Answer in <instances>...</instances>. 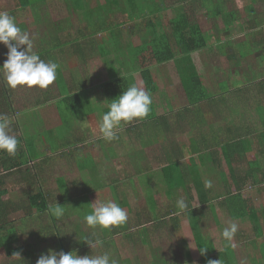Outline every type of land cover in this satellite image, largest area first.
<instances>
[{
    "label": "crops",
    "instance_id": "crops-1",
    "mask_svg": "<svg viewBox=\"0 0 264 264\" xmlns=\"http://www.w3.org/2000/svg\"><path fill=\"white\" fill-rule=\"evenodd\" d=\"M140 1L143 2V0ZM173 1L174 3L165 9H169L172 6L180 8L179 6L182 7L187 3L186 0ZM225 1L226 0H222L221 3L217 0H214V2L210 0L208 1V6L210 7L212 4L213 9L217 5L222 7L226 3ZM230 1V4H232L233 0ZM234 1L243 3L241 8L242 12L240 11V18H237L238 13L236 11L229 10L227 12L229 13V19L214 25L216 27H214V31L212 28L209 29L199 24L208 46L206 49L191 55L194 65L195 63L199 64L197 65V72L200 74V80L202 82V91L199 95L198 103L189 104L178 69L175 70L176 72L174 73L172 71L162 70L160 74H157V70H155L151 72L156 86V92L152 95L155 118H144L139 121L134 120L132 125L128 123L118 132L117 140L106 142L113 151V154H111L113 159L110 157L109 159L112 160V162H117L115 170H112L114 164L112 165L110 160H106L109 162L101 164L103 167L107 168L109 175H111L110 183L106 186H104L105 183L101 185L97 170H95L94 173L98 177L95 178L94 182H92L93 179H90L92 189L90 188V193L83 197H86L89 201V206L87 207L89 213L91 212L92 204L95 200L108 201L112 200L113 197H122L123 201L121 202V207L127 212L128 219L124 225L114 227L111 230H104L102 232L96 230L100 238L103 239L104 244L103 247L91 249V252H89L90 255H99L108 252L112 257L118 260L119 264H159L160 259L167 260L168 264H201V257L196 246L197 242H194L195 237L198 235V238L205 244L206 250L204 251V259L212 261L219 260L220 264H264V185L248 188V199L254 210L260 214L256 217L258 221L254 224L252 222L256 218L251 220L248 216L242 219H234L231 217V209H229L227 203L224 202L225 198H228L227 187L230 185L224 183L219 176L220 172L227 174V166L221 154H227L226 152L230 154H239L238 148L224 150L228 149L227 147L229 144L239 140L245 142L247 160H249V154H264V143H261L264 140V0L260 2L258 0L251 1L253 3L251 9H248L249 3H247L246 0ZM18 9L19 8L15 11ZM21 9L25 10L28 8L21 7ZM165 9L163 6V10ZM179 11L184 12L177 10V13H179ZM220 13L213 10L212 15L214 17L212 18H217V14L220 15ZM231 15L233 17H230ZM173 18L174 17L171 19ZM40 19L42 18L35 19L32 15L28 24L34 25L35 22L37 24L40 22L38 21ZM171 19L168 18L167 20ZM18 21L19 22H16V24L22 31L25 32L26 30H30L27 26L28 24L25 25L24 22H21L19 19ZM243 21L245 22L243 27L239 26ZM83 27H85V25ZM222 28L223 31L221 32L226 34H223V37H221L220 32H217V30ZM240 30L241 32L243 31L242 35L239 33ZM90 39L94 40L85 42ZM78 43H82L84 56H78L77 63H80V65L75 64L72 61V56L56 46L58 44H55L53 40L46 41V44H44L43 39H41V41L34 45V51L38 52L41 59L45 61H47V58L54 59L53 62H56L58 65L60 64L57 69L55 85L57 86L58 93L61 94H58L57 97L50 98L48 92H42L36 96V98L31 99L32 102H29L30 100L25 98L23 104L17 106V97H15L14 89H12L14 95L12 101L15 114L14 119L11 121L10 134L18 138L19 143L16 154H38L37 158L33 160L36 164L38 163V168L34 166V162L30 164V167L33 165L32 171L34 175H38L37 180H39V182L36 181L35 186L37 187H35L32 185V182L24 180L22 177L23 174H19L16 170L12 171L8 169L5 171L2 163L4 160L7 161V159H4L2 155L6 153L0 152V154H2L0 156V176H4L1 187L6 192L1 197L0 202L5 204V206H12L14 204L24 206L26 196L35 193L39 189L47 195L49 208H51L52 205H56V203L60 205L63 202L62 200L57 201L55 199L56 195H53L49 190L45 189L41 182L43 177L40 178L45 172V168L47 171V163L50 161L48 155L46 157L45 154L53 153L47 152L42 154L43 150H47L46 147H43L42 142H35L31 144V146L26 144L25 135L20 132V125L25 121L20 122L18 120V112H24L30 106L35 108L33 105L37 107H46L49 104H58L57 101H62L67 89H72L73 79H81V81L84 82V78L86 77L90 80L85 88L87 89L92 86L91 74L87 66V64L90 66L89 62L92 61L90 60L92 58H89L88 51L92 52V50L87 49L95 47L100 60H104L107 57L109 58L112 54L102 57L95 37H84L80 39ZM225 46H227V48ZM5 49L7 52L6 47ZM115 54L119 53L116 52ZM178 57L177 62L180 60L181 62L179 63H182L183 57L180 55H178ZM214 60L219 61L220 65L213 66ZM170 62L173 63V61ZM168 63L169 62L154 65L151 67V71L152 68L154 70ZM110 67L113 68L110 64L106 66V68H104L103 65V71L107 72ZM121 68L124 73L120 74L122 76L116 77L133 79V71L137 72L138 70V68L137 70H132V66H128L126 62H123ZM130 68L131 72L126 73ZM59 73L61 76H59ZM113 76L114 75H111V79ZM179 77L180 81L178 82ZM59 78H62L66 82V85L63 86L57 83ZM103 92L102 94H104ZM88 93L89 100H91L92 96L90 92ZM42 94L47 95L45 100L41 99ZM89 104L92 110L96 108L92 103ZM1 108V113L8 111L7 109L4 110V106ZM92 112L94 116L97 115V119L93 123L91 122L87 127V134L91 136L85 137V132L84 135L79 134L75 136L73 140L74 136L71 135L72 143L75 142L73 145L76 149H74L72 154H76V151H78L79 156L74 159L70 156V158H68L69 161H75V164L71 166L72 169H74L72 174L74 180H70V186H65L68 194L70 190L78 192L80 188V186H78L79 170L76 164L77 158L82 157L84 159V157H88L92 159L89 153H84L83 149H88L89 146L92 145L91 152L97 154V159L100 161V158L103 157L101 155L102 150L99 146V142L103 145L104 140L99 138L100 134L98 129L100 120V117L98 119V114L102 115L103 111L94 110ZM187 117L189 122L184 123ZM88 121L90 122L91 120ZM178 139L182 141L178 143ZM143 141L147 147L150 146L151 142L157 145V151H149L150 154H153L152 156H142V154H144L142 150L145 148L143 146ZM134 143L135 145H141V151L138 152L136 149L134 150ZM160 144L161 146L159 149L158 145ZM45 145L47 146V143H44V146ZM50 145L52 146V144ZM115 145L119 147L117 150H115ZM128 148H130V154H137V157H132L129 154L127 155L126 149ZM64 150L62 146L61 149L56 150L55 154L61 156L60 154H65L66 151ZM81 152H83V154H81ZM175 154H182V166L185 164V159L189 156L188 154H203V162H197L199 170L197 177H199L202 182V189L204 190L205 188L207 192L205 195L207 203H201L200 201L201 204H199L197 200L193 201L188 199L186 190H184L185 188H174L167 184L164 171L162 170L165 168L168 158L172 155L175 156ZM209 154H216L215 160L218 162L214 163ZM63 158L65 157L63 156ZM122 158L124 159V163L120 164ZM206 160H209V162ZM96 161L97 160H94L93 164L99 165ZM223 166L226 168L225 171ZM211 171H214L219 178L215 180L214 183L211 181V188H206L205 181L209 180H204V175ZM115 172L119 174L118 177L113 176ZM128 172L130 173L127 174ZM262 173H264V171ZM171 174L178 178L180 172L178 169H173ZM63 177V174H61L60 178ZM60 178L57 177L54 180L56 191L64 187L56 184ZM61 180L62 179H60V181ZM65 180L68 182L69 179L65 178ZM25 186L31 189L35 188L36 190L34 192H29L28 190H24ZM251 191H254V193H251ZM229 192L232 194L234 193L233 187ZM16 194H18V196L12 197V195ZM22 197H24V199L21 201L20 198ZM179 198H184L188 207L192 205L193 209L190 210L188 208V211L193 213L192 215L194 218L189 216L187 212H180L175 209L174 211H170L169 206L172 205L174 208L173 201L175 199L176 202ZM66 200H69V197H65V201ZM159 201L163 202L166 208L168 207L163 212L158 207ZM250 203L247 202V204ZM259 206H261V208H259ZM205 209L208 213L202 215V210ZM176 211L179 212V214L174 215L173 213ZM250 211L251 209L248 212ZM13 214H19L21 218L13 219L11 216ZM77 215H74L72 220L69 221V223H72L70 227L71 231L67 229L66 226V229H64L69 237L78 233L81 241H83V244L79 246V242L77 243L76 239L73 240L72 247L78 249L76 252L79 251L80 247H90L84 239L93 231L88 227L86 230H80L79 225H84L85 222H83V220L79 221V218L84 219L86 214L84 213L83 217ZM4 218H6V225L2 227H8L10 224L14 225L17 223V239L15 242L11 243L13 248L16 247L15 244L20 236L24 235L26 239L25 227L31 228L32 226V230L39 240L38 252H36L38 254H46L50 245L45 243V236L47 234L51 237L54 234L58 235L59 232L57 233V231H62V229L58 228L57 221L66 219L65 217L52 218L48 214V211L43 214L26 216L22 210H16L9 214L6 212ZM182 219L188 220V232H191L189 236H186L178 227ZM197 220H199L198 223L196 222ZM29 221L33 222L32 225ZM233 222L238 224V231L232 242L228 243L222 238L221 232ZM241 224L246 227V230L239 228ZM214 232L219 233L215 234ZM3 236V232L0 233V238ZM175 241H178V244L181 241L183 246L186 245L185 248L180 249L176 247V244H174ZM25 242L26 240L23 242V244H25L24 247L29 244ZM54 244L56 249L65 252V249L61 246V242L57 243V241H55ZM30 251L34 252V250ZM1 253H3L4 258L0 259V264H22V262L20 263L16 260L18 259L17 257L8 258L2 244H0V254ZM176 255L178 258H176ZM21 256L28 260H32V257L30 258L26 254H20L19 257ZM181 257H183L184 260H182ZM30 262L27 264H30Z\"/></svg>",
    "mask_w": 264,
    "mask_h": 264
},
{
    "label": "trees",
    "instance_id": "trees-1",
    "mask_svg": "<svg viewBox=\"0 0 264 264\" xmlns=\"http://www.w3.org/2000/svg\"><path fill=\"white\" fill-rule=\"evenodd\" d=\"M92 1H95V6H92ZM64 2L66 6H68L67 10L70 11V9H73V13L77 15L82 14V17L85 19V27L72 28L67 26L58 28L56 34L52 37V40L55 44H58L56 46H58L60 49H63L65 52H68L72 56V61L75 64L78 65V56L84 57L82 45L78 43L80 39H83L84 37H95L98 49L101 52L100 55L102 57L110 54H115L120 50L121 45L119 41L122 40V26L132 21L136 22L142 20L145 21V31L149 34V36H152V39L144 44L137 42L138 39H134L132 40L133 45H130V47H132V51H130V54L135 59H138L140 67L139 73L141 80L136 86L142 87L146 91L150 92L152 98V95L156 92V86L154 84L153 75L151 73V67L154 65H160L173 61L178 65L181 82L184 86L189 104L198 103L199 95L202 91V82L200 80V74L197 72V65L199 64L195 63L194 65V61L191 55L193 53H197L206 49L208 45L199 25L191 23L186 13L179 11V13L175 14L173 19L167 20L164 23L159 16V13L163 10V7L159 6V0H143V4L139 3L141 2L140 0H124V9L122 10L124 11L125 16L122 20H120L119 23L114 17L112 8H118L120 5V0H64ZM33 4L35 3H29L27 0H20L19 2L20 7L22 8H28ZM0 11H2V9H0ZM7 12L11 16H15L13 12ZM178 55L183 57L182 63H179L181 62L180 60L179 62H177ZM0 64V66H2L1 62ZM59 76H61L60 73ZM0 79V108L4 106V110H8L6 115L10 117V120L12 121L15 114V109L13 108L12 101L14 95L12 89H10L6 85L2 76H0ZM89 80L90 79L86 77L84 78V82H81V79H73L72 89H67L66 92H68V95L64 96L62 98V101H67L69 103L71 101L72 106H74V102L79 106H83V101L80 99V96L77 93H74L73 89H76L77 86L78 89H81L82 87L85 88L89 84ZM129 82L130 79L126 77L112 78L108 83L109 88L112 89L110 91L104 90V94L108 98V101L111 102L112 99L116 98L122 93V91L126 90L131 85V83L129 84ZM57 83L62 84L63 86L66 85V82L62 78H59ZM84 91L82 92L84 93ZM62 101H57V103L61 107L63 106L61 105ZM88 106L92 110L89 103ZM87 108L82 107L80 110L81 112H84V110ZM107 110H105L104 112H106ZM3 113L0 112V114L5 115V112ZM92 116L95 117L93 112L88 109V120H91ZM151 118H155L153 104L150 105V112L146 119ZM132 122H130L129 124L132 125ZM74 139L75 137L73 138V140ZM261 143L263 144L264 140ZM73 144H75V142L69 144V146L67 147L68 149L64 150L66 151L65 154H60L67 160L68 156L72 157L73 159L79 156L78 154H72L75 149V146ZM227 148L228 149L224 150H229L230 148H238L239 154H230L229 152H226L227 154H221L223 156V161L227 166V174H225L224 172H220L219 176L222 178L224 183L230 185L229 187H227L228 198L226 197L224 202H226L227 206H229V209H231L230 214L232 218L242 219L243 217L248 216L249 219L253 220L260 214H258V212L254 210L248 199V188L252 186L258 187L259 185H264V173H262L264 170H262L260 164L261 161H259L258 158L255 160H247L245 154L247 151L246 143L240 140L229 144ZM1 155L2 154H0V156ZM188 155L189 156L185 159V164L183 166L181 164L182 154H175V156L172 155L168 158L166 166L162 170L164 171L165 180L170 187L185 188L184 190H186L188 199H191L193 201L197 200L199 204L207 203V200L205 199V195L207 192L205 188L204 190L202 189V182L200 178L197 177L199 173L197 162H203V154ZM209 155L213 159L214 163L218 162L217 160H215L216 154ZM258 155L264 158V154ZM2 157L4 159H7V161L4 160L2 163L5 171L8 169L12 171L16 170L17 172H19V174H23L22 177L26 181H30V179L33 177V166L30 167V164L37 158L36 154H15L14 156L3 154ZM83 160L84 159H81L80 162H82ZM84 168L86 167L81 164L80 169L84 170ZM173 169L179 170L180 175L178 176V178L177 176L171 174ZM3 177L4 176H0V200L1 197L6 193L1 187ZM80 184L81 183H79L78 186H80ZM32 185H35V182H32ZM232 187L234 189L233 194L229 192ZM89 190V188H79L78 192H80L82 196H84L90 193ZM65 197H69L68 193L65 195ZM84 200L85 201H82L80 203L83 209H85L83 205L84 203L87 204L86 207L89 206L88 199L84 197ZM112 200L118 202L121 206L123 198L113 197ZM24 202V206L18 204L5 206V204L0 202V233L3 232L4 235L2 238H0V244H2L4 252L8 258L16 257L15 253H19V255L26 254L30 258L32 257V260L30 259V264H35L40 254L30 251L32 250V248L29 246L24 247V245H21L19 247L13 248V246L11 245V243L15 242L17 239V223H15L14 225L10 224V226L8 227H2L6 225V218H4L6 212L9 214L15 212L16 210H22L26 216H31L34 214H43L44 212L48 211V214L50 215L48 197L45 192L41 191L40 189L35 193L26 196V201ZM247 202L250 204H247ZM173 206L175 210H178L176 208L175 202L173 203ZM188 208L190 210L193 209L192 205H190ZM250 209L251 211L248 212ZM184 212H187L189 216L194 218V216L192 215L193 213L189 212L188 210ZM257 221L258 219L256 218L252 223L255 224ZM58 237L60 238L59 241L61 242V246L63 247V249H65V252L71 251L67 250L69 246H65V243L61 239V237ZM195 240V242H197L196 246L199 250L198 252L200 254V257L203 258H200L201 264H208V261L212 260L204 259V253L201 254L200 252V248H205V244L201 239L198 238V235L195 237ZM72 250L77 251L78 249L75 248Z\"/></svg>",
    "mask_w": 264,
    "mask_h": 264
},
{
    "label": "rangeland",
    "instance_id": "rangeland-1",
    "mask_svg": "<svg viewBox=\"0 0 264 264\" xmlns=\"http://www.w3.org/2000/svg\"><path fill=\"white\" fill-rule=\"evenodd\" d=\"M29 3H35L31 6L28 7V9L22 10L21 7H19V2L20 0H0V9H2V11H11L15 14V22H19L18 19L21 22H24V24H28V22H30V17L33 15V18L38 19V18H42L38 21L37 24L35 22L34 25H31L30 23L27 25L30 30H26L25 32L29 34L30 38L33 39L34 41V45H36L39 41H41V39H43L44 44H46V41H52V37L56 34L57 29L58 28H62V27H72V28H77V27H83L85 25V19L82 17V14L77 15L75 13L72 12V10L68 9V6H66L64 0H27ZM99 1V0H98ZM208 1L210 0H194V1H187L186 4H184V6H179L180 8H177V6H172L169 9H165L166 7L172 5L174 3L173 0H159V6H164L163 11H161L160 13V19L163 20V22L165 23L167 21V19H171L172 17H174L175 14H177V10H181L184 11L189 19L191 23L194 24H200L204 27H208L209 29L212 28V30L214 31V25H216L218 22H224V20L229 19L228 14L227 13L229 10H234L236 11L237 14V18H240V11L242 12L241 8L243 6V3H237V1L235 2L233 0V3L230 4V0H226L225 5L220 7V6H216L213 9V5L211 4L210 7L208 6L209 3ZM214 2V0H212ZM218 2L220 1L222 3V0H217ZM253 0H246L247 3H249V8L251 9L253 6V3L251 2ZM259 2L261 0H258ZM140 4H143V2H139ZM96 3L95 1H92V6H95ZM17 8H19L17 11H15ZM33 9V10H31ZM124 9V0H120V5L118 8H112V12H114V17L116 18V21H118L120 23V20H122L125 16L124 11L122 10ZM29 10H30V14H29ZM213 10H216L219 14H217V18H212L214 17L212 15ZM31 12L33 13L31 15ZM31 15V16H30ZM38 15V16H37ZM123 15V16H122ZM230 17H233L232 15ZM17 18V19H16ZM144 22L142 20L139 21H132L129 22L127 24H125L124 26H122V40L119 41L120 42V51H118L119 54H112L109 56V58H105L104 60H100L99 59V54L97 52V49L95 47L93 48H89L87 50H92V52L88 51V55L89 58H92L90 60H92L90 63V66L87 64L88 66V70L89 73L91 74V82H92V86L88 87L87 89L82 87L81 89H78V86L76 89H73L74 92H76L79 96L80 99L83 101L82 103L84 104L83 106H79L77 103H74V106H72V102L70 101L67 102H63L61 103V105H63L62 107L59 106V104L56 105H52L49 104L46 107H37L36 105H33L35 108H33L32 106H30L27 110H25L24 112L20 111L19 113V117L18 120L20 122L25 121L24 123H22L20 125V132L25 135V139L27 141V145L31 146V144H34L35 142H42L43 143V147H46L47 150H43L42 154H45L47 152H52L53 154H45V156L49 157L50 161L47 163V171L46 168L44 169L45 172L42 174L41 177H43V180L41 181L43 186L45 187V189L49 190L53 195L55 196V199L58 200H62V204H60V206H63V210H64V215L62 217H65L66 219H62V220H58L57 221V226L58 228H61L62 231H57V233L59 232V235H53L52 237L50 235H46L45 236V243H47L48 245H50L49 249L52 250H58L56 249V246L54 244L55 241H57V243H59V237H61V239L64 241L65 246H69L70 248H68V250L73 251L72 249H74L72 247L73 244V240H77V243L79 242V246L83 244V241H81L79 234H75L72 235L71 237H69L67 235V233L64 231L65 226L67 227V229H70L72 223H69V221L72 220V217L74 215H79L83 217V214H88V209H87V204L84 203V207L85 209H83V207L81 206V202L85 201L84 197L82 196V194L80 192H76L74 190H70L69 191V200L65 201V195L68 193L66 191L65 186H70V180L73 181L74 180V176L72 175L74 172V169H72L71 166H73L75 164V161H67L65 158H63L62 156H59V154H55L56 150L61 149V147L63 146L64 149H68L67 147L69 146V144L72 143V136L74 137L79 135V134H83L86 132V137L89 135L87 134V127L88 125H90V123L94 122L97 119V115H95V117L92 116L91 121H88V109L90 111H103L108 108V105L111 103L108 101V98L106 97L105 94H102V92L104 90L106 91H110L112 88H109V82L111 80V75H114L112 78H115L116 76H122L120 74H123V70H122V66H123V62H126V64L129 66H132V70L138 68L139 70V61L138 59H135L131 54L130 51H132V47H130V45H133L132 40L134 39H138L137 42L139 43H146L148 42L150 39H152V36H149V34L145 31V27H144ZM245 24V22L243 21V23L239 26L243 27V25ZM222 27V26H221ZM216 28V27H215ZM74 30V29H73ZM223 31V28L220 30H217V32H220L221 37H223L225 34ZM239 33L242 35L243 31L241 32V30L239 31ZM226 35V34H225ZM228 35V34H227ZM147 36V37H146ZM100 38V37H99ZM103 38V37H102ZM140 39V40H139ZM94 39H90L87 40L85 42L88 41H93ZM82 44V43H81ZM227 48V46H225ZM88 48V47H87ZM213 53V52H211ZM208 54V53H206ZM6 58V49L5 46L3 44H0V61L3 63L4 60ZM47 61L50 60H54V59H50L47 58ZM131 62V64H130ZM103 63V64H102ZM110 64V66H112L113 68H109V70L107 72L103 71V65L104 68H106V66H108ZM220 65L219 61L214 60V63L212 64L213 66H217ZM1 65V64H0ZM60 65V64H59ZM78 65H80V63H78ZM215 68V67H214ZM178 69V65L175 62H169L168 64L158 67L156 69L153 70L152 68V72L157 70V74H160L161 71H172L173 73L176 72L175 70ZM137 70V72L132 73V76H134V78L130 79L129 84L131 83V85L135 84L136 85L140 82V76H139V71ZM131 72V68L127 70L126 73ZM135 73V75H134ZM110 76V77H109ZM161 78V76H160ZM169 79V77H168ZM1 81V79H0ZM163 81V79H162ZM180 81V77L178 79V82ZM69 82V81H68ZM83 82V81H81ZM0 88H1V82H0ZM85 90V91H84ZM89 90V91H88ZM102 92H101V91ZM84 91V93L82 92ZM15 92V97H17V101L18 104L17 106H21L26 99H29V102H32L31 99L36 98V96H38L40 93L42 92H48L50 98L52 97H57L58 94V89L57 86L55 85V81L48 86L47 89H39L37 87H32V88H27L24 86L21 87H17L16 89H14ZM91 94V100H89V93ZM104 93V92H103ZM68 95V92H65V96ZM47 95L42 94V98L41 99H46ZM111 99V98H110ZM88 103H92L96 108H94V110H91L90 107L88 106ZM82 107H89L87 109L84 110V112H81V108ZM98 107V108H97ZM3 113V112H2ZM4 114V113H3ZM7 114V112H5V115ZM85 114V116H84ZM17 117V115H16ZM61 117V119H60ZM99 117H101L100 114H98V119ZM14 119V118H13ZM189 119L188 117L185 118L184 123H188ZM70 133V134H69ZM70 136V137H69ZM44 140V141H43ZM181 139H178V143L181 142ZM44 143H47V146H44ZM144 143V141H143ZM52 144V146L50 145ZM67 144V146H66ZM145 144V143H144ZM143 146L145 147L142 152H144V154H142V156H146V157H150V155L152 156L153 154H150L149 151L151 152H155L157 151V145L154 144V142H151L150 146L147 147V145L145 144ZM90 145V144H89ZM134 145V150L136 149V151H141V145L137 144ZM193 145V144H192ZM99 146L102 150V156L100 158V161L97 159V154H93V152H91L92 150V145L89 146L88 149H83L84 153L86 154H90V157H92V159L88 158V157H84V160L82 162H80L81 159H83L82 157L77 158L76 160V164L78 166V170H79V180L78 182L81 183L80 184V188L81 189H86V188H91L92 184L90 182V179H93L92 182L95 181V178L99 176V182H101V185H103V183H105L104 186L108 185L110 183V177L111 175H109L107 168L103 167L101 164L102 163H107L109 161L106 160H110L109 157L111 159H113L112 155L113 151L111 150V148L109 147V144L103 141V145L100 144L99 142ZM161 146L158 145V148ZM117 148H119L117 145H115V150H117ZM160 149V148H159ZM127 155L129 154L132 157H137V154H130V148L126 149ZM76 154H79L78 151H76ZM81 154H83V152H81ZM117 154V153H116ZM38 156V154H36ZM256 155V154H255ZM254 154H249V160H255L258 158L264 170V158H262V156H259L258 154L255 157ZM68 158H70L68 156ZM105 160H103V159ZM209 159V157H208ZM97 160L96 162H98L99 165H95L93 164L92 161ZM210 160V159H209ZM209 160H206L209 162ZM112 162V160H110ZM80 162V163H79ZM35 163V162H34ZM124 163V159H121V163ZM81 164H83L86 168H84V170H81ZM114 164V165H113ZM112 170H115V166L117 165L116 161L112 162ZM33 166V165H32ZM38 168V163L35 165ZM123 166V165H122ZM29 168V167H28ZM35 168V167H34ZM124 168V166H123ZM224 171L226 170V168L223 166ZM97 170V174L98 176L94 173V171ZM36 171V170H35ZM130 172H128L127 174H129ZM61 174H63V178H60ZM113 176L118 177L119 174H117L116 172L113 174ZM60 178L62 179L60 181V179H58L57 183L60 186H64L62 188H60V190L58 189V191H56L55 189V183L54 180L56 178ZM19 178V177H16ZM65 178H68V182L65 180ZM219 177L217 174L214 173V171L208 172L206 175H204V180H209L212 181L214 183L215 180H217ZM38 179V175H33V177L30 179V182H35L36 181L39 182ZM11 181V180H10ZM9 181V182H10ZM45 184V185H44ZM35 186V185H34ZM102 186V187H104ZM37 187V186H35ZM69 189V188H68ZM24 190H28L29 192H34L36 189L33 188H29L27 186H25ZM251 193H254V191H251ZM18 196V194L16 195H12V197H16ZM90 196V195H89ZM20 197V196H19ZM82 197V198H81ZM11 198V197H10ZM72 198V199H70ZM12 199V198H11ZM24 197L20 198V200H23ZM175 202V199L174 201ZM51 206V205H50ZM55 205H52L51 208H54ZM158 207L159 209L163 212L166 208V205L159 201L158 203ZM170 211H174V208L171 206H169ZM259 208H261V206H259ZM207 210H202V215L207 214ZM174 215L179 214V212H174ZM77 215V216H78ZM13 219H18L19 217L21 218V215H16L13 214L11 215ZM50 216L52 218H54L53 215L50 214ZM84 219L79 218V221ZM197 223L199 222V220L196 221ZM29 223H32L31 221H29ZM28 225V224H27ZM179 229H181L184 234L186 236H189L191 234V232H188V220H184L182 219L181 222L178 224ZM80 230L83 231V229L86 230L87 226L86 224L84 225H79ZM241 229L246 230V227L244 225H240ZM78 230V229H77ZM25 233H26V239L23 236L19 237V240L17 241V243L15 244L16 247L20 246V245H25L23 244V242L26 240V244L29 247H32V250H34V252H38V238L37 236L34 234V231L32 230V226L31 228L25 227ZM215 234H218L219 232H214ZM29 234V235H28ZM74 237V238H73ZM196 240L194 239V242ZM193 242V243H194ZM44 243V242H43ZM174 244H176V247H179L180 249L185 248V246H183V243L180 241L178 244V241L174 242ZM85 245V244H84ZM82 247H80L81 249ZM48 249V250H49ZM79 249L78 252H76L77 255L79 256H84V255H90L89 252H91V248L90 247H84L81 250ZM4 258L3 257V253L0 254V259ZM176 258H178V256L176 255ZM182 260L183 257H181ZM17 261H19L20 263L22 262V264H27L28 262H30V259L28 260L27 258H24L23 256L19 257L18 259H16ZM1 262V260H0ZM159 264H168L167 260H159Z\"/></svg>",
    "mask_w": 264,
    "mask_h": 264
},
{
    "label": "clouds",
    "instance_id": "clouds-1",
    "mask_svg": "<svg viewBox=\"0 0 264 264\" xmlns=\"http://www.w3.org/2000/svg\"><path fill=\"white\" fill-rule=\"evenodd\" d=\"M0 44L7 48L6 59L0 66V76L10 89L21 86L47 89L55 81L59 65L56 62L41 59L38 52L34 51L33 39L21 30L15 22V17L7 11H0ZM151 104L150 92L135 84L130 85L119 96L112 99L108 110L102 113L98 124L99 138L105 142L117 140L118 132L125 125L134 120H143L148 116ZM10 133V117L0 114V152L12 156L16 154L19 142L18 138ZM205 187L211 188V181H205ZM175 204L180 212L188 210V204L184 198L177 199ZM49 212L56 218L64 215L63 206L57 203L54 208H49ZM127 219V212L118 202L95 200L91 212L84 216L85 224L93 230L84 240L91 249L103 247L104 241L96 230L100 232L111 230L124 225ZM237 231L238 224L233 222L222 230L221 236L226 242L231 243ZM205 250L206 248H200L201 254ZM15 256L19 258V253H15ZM35 264H119V262L108 252L79 256L75 251L65 253L62 250L49 249L46 254H40ZM208 264H220V261H208Z\"/></svg>",
    "mask_w": 264,
    "mask_h": 264
}]
</instances>
